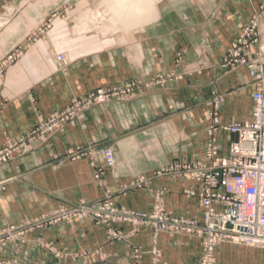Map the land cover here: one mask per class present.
<instances>
[{"label": "crops", "instance_id": "0c3cea01", "mask_svg": "<svg viewBox=\"0 0 264 264\" xmlns=\"http://www.w3.org/2000/svg\"><path fill=\"white\" fill-rule=\"evenodd\" d=\"M262 1L160 0L152 18L144 11L145 21L107 30L102 20L108 24L112 13L108 0H0V62L14 50L22 51L0 74V146L90 90L172 75L127 99L92 105L47 143L0 164L5 185L0 227L78 200L96 201L105 193L119 208L149 212L156 189L163 191L169 215L201 220L198 199L186 194L187 189L199 190L200 181L164 169L205 160L215 111L220 125L251 119L254 85L248 70L230 69L221 60ZM56 13L64 15L54 17ZM47 20L45 34L35 37L34 30ZM259 29L264 37V19ZM58 52L69 61L64 72L55 62ZM217 95L223 100L215 108ZM214 137L218 153L226 155L235 134L218 129ZM105 147L113 150L111 167L105 166ZM68 151L79 156L71 158ZM98 167L103 173L96 180ZM138 178L145 182L136 185ZM114 229L124 239L114 238ZM132 229L127 222L108 228L90 219L36 228L21 243L1 245L0 263L150 264L155 242L161 264H199L196 237L169 232L154 237L147 225ZM214 256V264H264V248L248 245L221 242Z\"/></svg>", "mask_w": 264, "mask_h": 264}, {"label": "built area", "instance_id": "2783aa9c", "mask_svg": "<svg viewBox=\"0 0 264 264\" xmlns=\"http://www.w3.org/2000/svg\"><path fill=\"white\" fill-rule=\"evenodd\" d=\"M262 19L264 0L254 15L242 26L221 60L222 66L230 69L243 66L248 70L254 85L251 92V119L220 125L215 111L204 151L205 160L173 163L164 169L200 181L199 190L187 189L186 194L198 199L202 208L201 220L169 215L165 211L163 191L160 189L153 191L154 204L149 212L119 208L114 205L110 195L105 193L102 199L96 201L78 200L24 222L0 227V246L21 243L25 240V235L36 228L90 219L108 228L113 223H131L132 232L147 225L154 237L159 232L196 237L201 245L199 264H214V250L221 242L264 248V37L261 36L259 29ZM45 25L34 30L35 37L44 33ZM21 53V49H16L8 54L0 62V74L7 65L19 58ZM55 62L62 72L69 65L63 52L56 53ZM171 76L157 75L152 81L144 84L131 79L119 85L98 87L80 97L72 98L60 109L45 117H39L35 125L26 132L8 139L1 145L0 164L29 151L35 144L47 143L54 133L92 105H102L112 99H127L151 84H164L167 77ZM222 100V95L215 96L214 107L216 108ZM218 129L235 134L226 155L218 153L214 137V132ZM102 153L105 166H113L115 157L111 147L103 148ZM71 154V158L79 156ZM102 173L103 168L98 167L94 178L99 180ZM144 182L145 179L138 178L135 184L140 185ZM4 189V183L0 182V191ZM112 236L124 239L122 232L116 229L113 230ZM150 253V264L162 263V253L155 242ZM96 254V251L91 253L92 256ZM132 257L135 259L139 257L137 251H134Z\"/></svg>", "mask_w": 264, "mask_h": 264}, {"label": "bare ground", "instance_id": "6f19581e", "mask_svg": "<svg viewBox=\"0 0 264 264\" xmlns=\"http://www.w3.org/2000/svg\"><path fill=\"white\" fill-rule=\"evenodd\" d=\"M102 1V0H101ZM104 1V0H103ZM107 1V0H105ZM160 0H108L107 4L108 6L110 7V10L112 11L111 15L109 16L108 18V24H107V20L103 21L101 18L100 20H102V24H104L105 26V29L109 30V29H112L113 27L115 28L116 25H119V24H136V23H140V22H143L146 20V16H150L151 18L154 16L153 15V10L154 9V6L155 4H157ZM157 2V3H156ZM99 3V2H98ZM104 4V3H103ZM98 6V5H97ZM95 5V8L97 7ZM157 6V5H156ZM94 7V6H93ZM99 7V6H98ZM103 8V7H101ZM90 9V8H89ZM97 9V8H96ZM108 9V8H107ZM92 10V9H91ZM94 11V10H93ZM92 11V12H93ZM98 11V10H97ZM105 12L107 10H104ZM144 11H147V15L144 16ZM101 12V11H100ZM87 13V12H86ZM85 13V14H86ZM89 13V12H88ZM95 14V16H98L95 12H93ZM83 14V15H85ZM100 14V13H99ZM107 14V15H108ZM82 15V13H81ZM90 15H91V12H90ZM89 15V16H90ZM101 15V14H100ZM79 16V15H78ZM88 16V15H87ZM93 16V15H92ZM94 16V19L96 18ZM101 17V16H99ZM108 17V16H107ZM106 17V18H107ZM78 18V17H77ZM81 18H84L83 16ZM81 18H78L81 19ZM98 18V17H97ZM87 21H88V17L86 18ZM91 19V18H90ZM77 20V19H76ZM83 22V20H81ZM90 21V20H89ZM92 21V20H91ZM109 21H110V24H109ZM81 22V23H82ZM99 22V21H97ZM95 23V22H94ZM101 24V23H100ZM83 25V23L81 24ZM99 25V23L97 24ZM115 25V26H114ZM89 26V25H88ZM101 26V25H100ZM140 26V25H138ZM87 27V26H85ZM99 27V26H98ZM111 27V28H110ZM130 27V26H129ZM103 28V27H101ZM119 28V27H118ZM92 29V28H91ZM97 29V28H96ZM95 29V30H96ZM105 29H102V32H104L103 30ZM87 30V29H86ZM94 29H92V32H93ZM120 31V28L118 29ZM116 31V30H115ZM123 31V30H122ZM91 32V31H90ZM101 32V31H99ZM108 32V31H105V33ZM114 32L113 30H111V33ZM117 32V31H116ZM85 33V32H84ZM124 33V32H123ZM101 34V33H100ZM103 36V34H101ZM106 35V34H104ZM123 36V35H122ZM121 36V37H122ZM120 37V38H121ZM125 37H127L125 35ZM124 39H129L128 37L127 38H124ZM123 39V41H124ZM121 40V39H120Z\"/></svg>", "mask_w": 264, "mask_h": 264}, {"label": "rangeland", "instance_id": "374dc122", "mask_svg": "<svg viewBox=\"0 0 264 264\" xmlns=\"http://www.w3.org/2000/svg\"><path fill=\"white\" fill-rule=\"evenodd\" d=\"M97 2H99V0H97ZM96 2V3H97ZM64 14H61V13H56L55 15H53L54 17H62ZM49 22V20H47L45 23H48ZM45 23L44 24H42V25H40V26H38V27H44V25H45ZM37 27V28H38ZM48 27V25H45V28H44V33L42 34V35H38L37 37H39V36H43L44 34H45V29ZM39 33H40V31H39Z\"/></svg>", "mask_w": 264, "mask_h": 264}]
</instances>
